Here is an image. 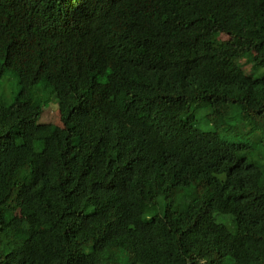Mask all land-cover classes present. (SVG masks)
I'll return each instance as SVG.
<instances>
[{"label": "trees", "instance_id": "1", "mask_svg": "<svg viewBox=\"0 0 264 264\" xmlns=\"http://www.w3.org/2000/svg\"><path fill=\"white\" fill-rule=\"evenodd\" d=\"M6 73L0 264H264V0H0Z\"/></svg>", "mask_w": 264, "mask_h": 264}, {"label": "rangeland", "instance_id": "2", "mask_svg": "<svg viewBox=\"0 0 264 264\" xmlns=\"http://www.w3.org/2000/svg\"><path fill=\"white\" fill-rule=\"evenodd\" d=\"M246 73H251V67L246 65L245 67ZM262 71H258L254 77L257 78L260 76ZM19 93V86L18 80L12 73H6L3 77L2 81L0 82V98L5 105H9L15 96ZM45 103L42 106V114L39 119L40 124H46L49 127L50 131L55 130L56 128H61L62 124L60 121V116L58 112V106L55 101H51L48 95H44ZM207 112L206 111H198L196 112L195 116L197 118L196 127L203 131H212V125L205 119ZM235 135V134H232ZM248 157L251 160L257 159L256 155L252 152L248 154ZM188 190H180L177 193L176 202L181 204L184 201V197L188 196ZM171 202L170 199L167 198H160L157 200L156 205L152 207L149 212V216H156L161 214L165 209L167 204ZM116 260V259H115ZM118 264H121L122 257L118 256L117 261Z\"/></svg>", "mask_w": 264, "mask_h": 264}]
</instances>
